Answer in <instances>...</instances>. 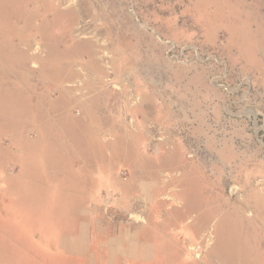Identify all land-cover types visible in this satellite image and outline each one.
I'll list each match as a JSON object with an SVG mask.
<instances>
[{
  "label": "rangeland",
  "instance_id": "374dc122",
  "mask_svg": "<svg viewBox=\"0 0 264 264\" xmlns=\"http://www.w3.org/2000/svg\"><path fill=\"white\" fill-rule=\"evenodd\" d=\"M0 264H264V0H0Z\"/></svg>",
  "mask_w": 264,
  "mask_h": 264
},
{
  "label": "crops",
  "instance_id": "0c3cea01",
  "mask_svg": "<svg viewBox=\"0 0 264 264\" xmlns=\"http://www.w3.org/2000/svg\"><path fill=\"white\" fill-rule=\"evenodd\" d=\"M72 168V167H71ZM4 170L1 171V174ZM97 176H100L101 172L97 171ZM95 174V173H94ZM131 176H129L126 179V182L120 181L118 178H112L109 177L108 179L109 183L104 184V186H110L112 194H116V191L119 192V197L115 198L118 199L114 201V206L118 207L120 212H130L134 209H139L137 207V203H133V199L137 198L138 200H143L146 203H148V212L147 217H151L152 209L151 203L154 202L155 199H158L157 196L154 195L153 191V185L155 182H152L148 180L146 177H142L143 172H138L136 169L130 172ZM106 186V187H107ZM14 190V187H13ZM104 187H102L100 184H97V187L94 190H88L87 194L84 195L87 200L90 201V203L87 205V208H85L88 211L87 216H85L83 220L84 225V231L87 229V225H89L87 219L92 216L93 209L99 210V206H104V203L101 202L104 201L103 198V191ZM15 191H18L15 189ZM10 196V195H8ZM112 196V195H111ZM155 196V197H154ZM117 197V196H116ZM19 197L17 196L16 199ZM15 199V201H17ZM113 199V200H115ZM19 201V199H18ZM17 201V202H18ZM150 203V204H149ZM103 210V208H102ZM134 210V211H136ZM96 211V210H95ZM99 212V211H98ZM136 213V212H134ZM162 215V214H161ZM92 220H94V223L96 224V217L93 215ZM139 237V233L137 229H134L133 226L129 228H124L120 230V233L118 236L110 235L108 236L105 247L109 249V253L112 257L118 254V256H123L124 258L133 259V258H139L141 255L144 254L143 250L140 249L139 245H137L136 239ZM90 242H93V240H90Z\"/></svg>",
  "mask_w": 264,
  "mask_h": 264
},
{
  "label": "bare ground",
  "instance_id": "6f19581e",
  "mask_svg": "<svg viewBox=\"0 0 264 264\" xmlns=\"http://www.w3.org/2000/svg\"><path fill=\"white\" fill-rule=\"evenodd\" d=\"M5 39H6V38H5ZM24 43H25V42H24ZM25 44H26V43H25ZM32 51H33V50H32ZM66 51H67V50H66ZM62 54H63V53H62ZM68 57H69V56H68ZM68 57H67V58H68ZM62 63H63V62H62ZM66 63H67V62H66ZM64 64H65V62H64ZM70 65H71V63H70ZM68 67H71V66H68ZM62 69H63V68H62ZM62 69H61V70H62ZM52 70H53V69H52ZM55 70H56V69H55ZM55 72H56V71H55ZM55 72H54V73H55ZM67 73H68V72H67ZM60 74H61V73H60ZM40 76H41V75H40ZM62 76H63V75H61V77H62ZM65 76H66V75H65ZM69 77H70V76H69ZM72 78H73V77H72ZM69 80H70V79H69ZM57 81H59V79H57L55 82H57ZM62 81H63V79H62ZM55 82H53V84H54ZM57 84H58V83H57ZM59 84H61V83H59ZM55 85H56V83H55ZM61 85H64V84H61ZM65 87H66V86H65ZM65 87H64V89H65ZM57 88H60V87L57 86ZM67 88H68V86H67ZM58 90H59V89H58ZM71 90H72V89H71ZM61 91H62V90H61ZM64 91H65V90H64ZM64 91H63V93H62L63 95H64ZM68 91H70V90H68ZM68 91H67V92H68ZM65 92H66V91H65ZM68 93H69V92H68ZM68 93H67V94H68ZM39 94H40V93H39ZM59 94H60V93H59ZM62 94H60V95L62 96ZM70 94H71V93H70ZM40 95H41V94H40ZM43 96H44V95H43ZM61 96H60V97H61ZM62 97H63V96H62ZM67 97H68V96H67ZM67 97H66V98H67ZM69 97H71V96H69ZM73 97H74V96H73ZM73 97H72V98H73ZM45 98H46V97H45ZM76 98H77V97H76ZM46 99H47V98H46ZM67 99H68V98H67ZM39 100H40V98H39ZM41 100H42V99H41ZM49 100H50V99H49ZM56 100H57V99H56ZM61 100H63V99H61ZM68 100H69V99H68ZM71 100H72V99H70V101H71ZM78 100H79V99H78ZM52 101H53V100H52ZM57 101L60 102L59 99H58ZM49 102H51V101H49ZM54 102H55V101H54ZM58 102H57V103H58ZM62 102H64V101H62ZM65 102H66V101H65ZM74 102H75V101H74ZM60 103H61V102H60ZM60 103L58 104L59 106L57 105L58 107H60ZM66 103H69V102L67 101ZM66 103H65V104H66ZM79 103H82V102H79ZM49 104H50V103H49ZM69 104H70V103H69ZM41 105H42V104H41ZM84 105H85V104H84ZM43 106H44V105H43ZM51 106H52V105H51ZM55 106H56V105H55ZM55 106H52V108L55 107ZM85 106H86V105H85ZM58 107H57V108H58ZM64 107H65V106H64ZM44 108H46V107H44ZM57 108H56V109H57ZM81 108H82V107H81ZM81 108L79 107V109H81ZM54 109H55V108H54ZM54 109H52V110H54ZM87 109H88V108H87ZM57 110H59V108H58ZM67 110H68V109H67ZM43 111H44V109H43ZM43 111H42V112H43ZM59 111H60V110H59ZM59 111H58V112H59ZM84 111H86V110H84ZM60 112H61V111H60ZM64 112H65V111H64ZM68 112H69V111H68ZM68 112H66V113H68ZM82 112H83V110H82ZM62 113H63V112H62ZM56 114H57V113H56ZM83 114H84V113H83ZM47 115H48V113H47ZM64 115H65V114H64ZM66 115H67V114H66ZM44 116H46V115H44ZM66 118H67V117H66ZM72 120H73V119H72ZM89 121H90V120H89ZM89 121H88V122H89ZM83 122H84V121H83ZM84 124H85V123H84ZM84 124H83V125H84ZM85 125H86V124H85ZM89 125H90V124H89ZM236 245H237V244H236ZM255 247H256V246H255ZM252 249H253V248H252ZM232 250H233V249H232ZM250 250H251V249H250ZM252 253H253V252H252ZM254 253H255V252H254ZM232 255H233V254H232ZM234 255H235V254H234ZM254 255H255V254H254ZM237 257H238V256H237ZM257 257H259V256H257ZM257 257H256V258H257ZM231 258H232V257H231ZM233 259H234V257H233ZM235 259H236V258H235ZM238 260H240V259H238ZM240 262H241V261H240ZM241 263H242V262H241Z\"/></svg>",
  "mask_w": 264,
  "mask_h": 264
},
{
  "label": "built area",
  "instance_id": "2783aa9c",
  "mask_svg": "<svg viewBox=\"0 0 264 264\" xmlns=\"http://www.w3.org/2000/svg\"><path fill=\"white\" fill-rule=\"evenodd\" d=\"M218 85L220 87H222V89L228 90V87H227L226 83L219 82ZM246 85L249 86L248 80L247 79H242L240 82L237 83V88L241 87V86L245 87Z\"/></svg>",
  "mask_w": 264,
  "mask_h": 264
}]
</instances>
